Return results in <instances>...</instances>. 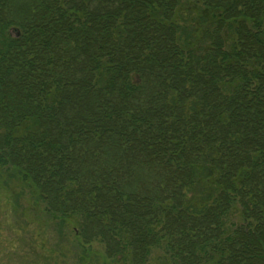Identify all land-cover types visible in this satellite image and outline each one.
I'll return each mask as SVG.
<instances>
[{"label":"trees","instance_id":"obj_1","mask_svg":"<svg viewBox=\"0 0 264 264\" xmlns=\"http://www.w3.org/2000/svg\"><path fill=\"white\" fill-rule=\"evenodd\" d=\"M13 181L86 254L264 264V0H0Z\"/></svg>","mask_w":264,"mask_h":264},{"label":"rangeland","instance_id":"obj_2","mask_svg":"<svg viewBox=\"0 0 264 264\" xmlns=\"http://www.w3.org/2000/svg\"><path fill=\"white\" fill-rule=\"evenodd\" d=\"M12 34H17L16 30ZM11 187L10 191L0 187V264H123L107 258L104 247L99 243H93L87 254L75 248L72 241L78 227L77 219L65 224V238L60 241L61 237L52 225L56 219H49L43 213V204L37 202L25 186L22 189L19 181H13ZM19 191L24 192L21 207L10 220V216L6 215L10 211L3 208V194ZM46 222L50 227H46ZM22 247L28 250H19ZM169 261L162 252L155 251L148 264H172Z\"/></svg>","mask_w":264,"mask_h":264}]
</instances>
